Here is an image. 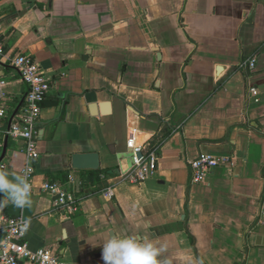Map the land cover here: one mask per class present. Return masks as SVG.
<instances>
[{
    "label": "crops",
    "instance_id": "1",
    "mask_svg": "<svg viewBox=\"0 0 264 264\" xmlns=\"http://www.w3.org/2000/svg\"><path fill=\"white\" fill-rule=\"evenodd\" d=\"M0 25L13 112L27 88L11 58L25 54L54 74L36 125L31 203L3 196L0 208L29 221L30 250L104 264L110 233L165 245L169 264H264V0H0ZM131 136L158 148L139 185L124 179ZM77 153H96L99 169L73 170ZM201 156L227 162L193 183L190 163ZM23 168L21 143L8 138L0 170L12 179ZM44 181L73 191L78 212L54 211Z\"/></svg>",
    "mask_w": 264,
    "mask_h": 264
},
{
    "label": "built area",
    "instance_id": "2",
    "mask_svg": "<svg viewBox=\"0 0 264 264\" xmlns=\"http://www.w3.org/2000/svg\"><path fill=\"white\" fill-rule=\"evenodd\" d=\"M1 33L2 26L0 25ZM3 56L4 47L0 41V58ZM10 64L18 72L27 91L22 104L12 116L13 111L9 106V83L4 76H0V151L5 136L10 140L20 142L24 154L22 175H26L28 179L33 174L35 164L39 158L36 125L41 112L40 106L51 89L54 74L44 69L32 57L22 53H18L11 58ZM239 68L244 73L254 71L256 59L252 57L243 61ZM248 92L254 103L260 101L257 88L250 87ZM6 123L7 128H5ZM126 145L132 152L134 169L124 179L131 184L139 185L155 171L158 160V148L153 146L144 149L140 146H135L132 136L127 140ZM226 162L227 159L210 156H201L193 160L190 163L192 182H201L208 173ZM40 190L52 198L54 211L61 212L65 218L68 219L78 212L80 200L73 191L63 189L58 183L50 181H44ZM102 195L110 200L113 196L112 188L105 189ZM28 229L29 221L24 217L11 218L0 214V264H64L50 247L30 250L24 242Z\"/></svg>",
    "mask_w": 264,
    "mask_h": 264
},
{
    "label": "clouds",
    "instance_id": "3",
    "mask_svg": "<svg viewBox=\"0 0 264 264\" xmlns=\"http://www.w3.org/2000/svg\"><path fill=\"white\" fill-rule=\"evenodd\" d=\"M0 194L17 207L23 208L31 203L26 175H14L9 179V173L0 170ZM6 201L0 200V206ZM101 243L104 264H169L166 258L160 259L166 251L165 245L144 241L135 235L117 237L104 233Z\"/></svg>",
    "mask_w": 264,
    "mask_h": 264
},
{
    "label": "water",
    "instance_id": "4",
    "mask_svg": "<svg viewBox=\"0 0 264 264\" xmlns=\"http://www.w3.org/2000/svg\"><path fill=\"white\" fill-rule=\"evenodd\" d=\"M48 42L49 41H47V43ZM49 49L53 51V48L51 47V45L49 46ZM157 58H158V60L160 59V55L159 54H157ZM221 70H222V67L218 66L216 68V75ZM18 108H16V110L13 112L12 116L15 114V112L18 110ZM10 121H9V124H10ZM7 140H8V137H6L5 140H4V144H3L1 155H0V164H1V162L4 159V156H5V152H6V149H7ZM71 167H72L73 170L97 171L99 169V158H98V155L96 153H87V154H83V153L79 154V153H77V154H73L72 157H71Z\"/></svg>",
    "mask_w": 264,
    "mask_h": 264
},
{
    "label": "trees",
    "instance_id": "5",
    "mask_svg": "<svg viewBox=\"0 0 264 264\" xmlns=\"http://www.w3.org/2000/svg\"><path fill=\"white\" fill-rule=\"evenodd\" d=\"M104 174H107V175H109V176H111V177H113V176H115L116 174L115 173H113V172H110V171H104L103 172ZM93 174H95V175H98L99 174V172H95V173H93ZM52 179H54V177H51ZM56 178L58 179V180H60L61 182H64L65 180H66V175L65 174H61V175H58V176H56ZM3 194H0V200H3ZM0 208H1V206H0ZM8 217H11V218H15V217H17V216H8Z\"/></svg>",
    "mask_w": 264,
    "mask_h": 264
}]
</instances>
